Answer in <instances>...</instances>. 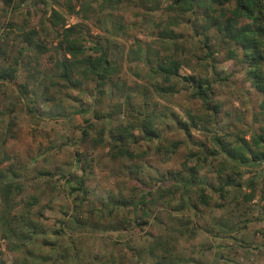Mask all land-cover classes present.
I'll list each match as a JSON object with an SVG mask.
<instances>
[{"label":"rangeland","instance_id":"374dc122","mask_svg":"<svg viewBox=\"0 0 264 264\" xmlns=\"http://www.w3.org/2000/svg\"><path fill=\"white\" fill-rule=\"evenodd\" d=\"M66 1L0 0V71L18 68L16 61L23 50L16 83L18 86L28 84L29 95L31 91L39 95L43 93L39 83L31 78L34 74L32 68L45 69L44 75L50 76L58 43L56 31L46 21L44 12L48 8L61 12L68 25L81 24L87 46L99 45L107 50L112 64L119 68L118 87L109 92L111 98L107 97L97 106L101 114L111 103L122 104L126 114L127 97L143 106L144 95H151L152 110L161 119L172 110L182 120H187L185 110L196 113L201 110V102L184 91L169 94L152 87L161 80L150 71L148 50L152 53L165 51L160 39L161 29L156 25H167L174 15L166 13L163 8L149 11L145 0H125L121 5L106 8L101 7L102 0H87L84 5L72 0L80 14L70 15ZM86 8L89 9L84 12ZM193 20L192 14H186L179 18L180 25L174 28L177 40L186 48L184 55H177L183 61L182 74L210 77L216 90L214 99L221 106V112L217 125L201 124L199 129L192 130L191 140L178 127H165L161 128L164 131L160 139L143 140L134 147L137 153L144 155L150 168L164 174L179 170L185 157L192 152L203 158L217 149L211 142L215 134L228 133L250 140L253 134H261V128H264L263 96L247 78L241 61L230 59L228 52L236 51V48L222 43L221 37L213 33L214 56L207 59L200 44L201 38L191 30ZM33 30L39 32L40 43L48 48V53L43 56L21 37ZM141 48L147 53H140ZM218 76L222 79L217 80ZM224 78L228 80L224 81ZM64 94V104L38 103L36 111L31 107L41 117L35 115L34 118L19 89L0 81V217L5 207L3 191L7 184L14 182L23 188L15 200L21 204L16 206L15 214L20 216L24 204L35 197L38 205L30 213L31 220L47 228L45 235L31 239L24 237L27 236L24 232L26 235L22 233L24 238L18 241L3 237L8 230L1 226L0 220V251L5 264H21L25 259L28 264H52L44 259L58 258L59 252L66 258L54 264H104V258L108 256H114L117 264H160L159 259L164 255L169 264H264V201L261 200L264 166L256 170L260 173L256 192L247 189L246 184L253 176V173H247L238 177L243 188L230 187V194L222 199L211 187L219 188L216 171L224 160L211 156L207 163H199V181L213 197V207L194 209L192 206L197 201L195 189L187 195L180 190L167 196L156 188L153 198L147 202L149 216L145 220L148 225L126 233L123 225L134 215L124 208L108 205L113 204L112 197L125 196L118 187L120 179L127 180L128 185L131 182L127 177H117L122 165L110 160L109 149L99 148L93 156L94 161L89 162L92 174L87 182L90 189L87 201L82 202L78 193L71 190L81 175L75 154L85 153L89 148L83 132L86 130L95 137L100 123L96 121L92 123L95 129L90 128L89 115L45 121L46 118L65 116L81 107H91L93 98L87 94L81 95L72 89L65 90ZM125 121L124 115L113 119L115 126ZM168 123L172 125L173 122L169 120ZM175 141L183 143L181 148L173 155L167 154L166 149ZM191 165H196L195 158ZM12 167L17 177L12 174ZM46 172L56 173L53 181ZM169 183L168 180L165 182ZM146 192L138 191V199ZM220 204L223 207H217ZM92 209L104 212L92 215ZM60 220L66 225L64 232L61 236H54L52 232L60 228ZM186 222H189L188 226ZM187 227L189 232L196 234L194 238L190 234L180 235ZM21 230L25 231L24 228ZM44 242L57 245L51 250ZM166 245L167 251L164 249Z\"/></svg>","mask_w":264,"mask_h":264},{"label":"trees","instance_id":"16d2710c","mask_svg":"<svg viewBox=\"0 0 264 264\" xmlns=\"http://www.w3.org/2000/svg\"><path fill=\"white\" fill-rule=\"evenodd\" d=\"M76 1L84 5L87 0ZM124 1L102 0L101 7L121 5ZM166 1L167 4L164 5ZM166 1L145 0L149 11L155 12L163 8L166 13L174 15L167 21V25L163 26V23L156 25L157 28L161 29L160 39H162L161 42L165 51L152 53L148 50L151 63L150 71L161 80L152 84V87L155 91L169 94H177L181 90L188 93L193 99L200 101L201 110L198 113L185 110L187 120H182L172 110L170 113L166 112L162 120L161 116L155 110H152L151 95L143 96V106L142 103L133 102V98L128 96V100L125 101L128 107L126 114H124L123 105L120 103L109 104L107 111L101 114L97 106L99 107L107 97L111 98L109 92L118 87L120 70L112 64L107 50L99 45H95L93 48L87 46L81 24L68 25L67 18L54 9L46 8L44 12L46 21L56 31L58 41L51 62V75H44L45 69L34 70V68H32L34 74L31 75L32 80L39 83L38 85L43 93L41 92L42 94L39 95L35 91H31V96L29 95L28 84L18 86L16 83L18 69L24 56L23 50L19 53L20 59L16 61L18 68H4L0 71V81L7 82L19 89L22 99L24 98L27 101L30 115L34 118L35 115L40 117L39 114L35 113L38 103L44 105L49 102L64 104V93L67 89L79 91L81 95L87 94L91 99L93 98L91 107H81L65 116L46 118L45 121H59L70 117L89 115L87 121L90 123V128L94 129L95 124L92 125V123L99 121L100 128L95 137H91L86 130L83 132L86 135L89 148L85 153L77 152L75 154L76 164L81 175L78 176L76 187L71 190L78 193L82 202L87 201V195L90 193L87 182L92 174L91 168L89 169V162L94 161L93 156L99 148L109 149L107 155L110 160L115 164L122 165L118 170L117 177H127L129 183L131 182V185H128L127 180L121 178L118 187L123 194L125 192V196L112 197L114 202L108 205L114 208H124L134 215L131 221H126L123 225L126 233H132L137 228L143 229L148 225L149 222L145 220L149 216L148 209H146L147 202L153 198L156 188L167 196L175 195L180 190L187 195L195 189L197 201L192 207L197 210L200 206L213 207V197L207 194L206 187L202 186L199 181V163H207L211 156L222 157L224 160L216 171L219 188L211 187L222 199L230 194V187L243 188V183L239 181L238 177H242L247 173H253L246 184L247 189L256 192L258 189L257 179L260 178V173L256 170L264 166V128H261V134H253L250 140H246L241 136H232L228 133L215 134L211 137V142L217 149L211 150L210 154L205 155L203 158L192 152L185 157L179 170L169 171L165 174L150 168L144 159V155L134 150V147L143 140L154 141L160 139L164 131L161 128L176 126L180 132L185 134L187 139L191 140L193 139L192 130L199 129L201 124H218L221 106L214 99L216 95L214 82L208 76L182 74L183 61H180L177 55L179 53L184 55L186 48L183 42L177 40L174 28L180 25L179 18L186 14L194 16L191 30L197 37L201 38L200 44L205 50L207 59H212L214 56L211 45L213 33L221 37L222 43L231 44L236 48V51L230 50L228 52L229 57L241 61L247 78L251 81L253 87L262 94L261 111L264 115V0ZM65 6L70 15L80 14L76 11L77 4L76 6L73 5L72 0H67ZM89 8L84 9V12ZM21 37L26 44L31 46V49L34 47V51L38 55L43 56L48 53V48L39 41L38 31L33 30L24 33ZM139 52L147 53L144 48L139 49ZM188 53L191 52L188 51ZM35 73L37 74L35 75ZM219 79L222 78L218 76L217 80ZM226 80L228 78H224V81ZM144 91L148 92L146 89ZM121 115H124L126 121L115 126L113 123L114 116L120 117ZM172 117L174 120L171 119ZM169 120H172L174 126L169 125ZM182 144L179 141L170 143V147L166 149L167 154L177 153ZM193 158L196 160L195 166L191 165ZM13 170L12 167V174L17 177L18 174ZM46 176L53 181L56 173L46 172ZM62 177L65 178V176ZM167 180L170 182L169 184H165ZM56 188L60 189L57 186ZM144 190L147 191L146 194L138 199V191ZM22 191V186L14 182L7 184L3 191L5 207L0 220L1 226L8 230V234L4 235V238H16L19 241L24 237L31 239L33 236L45 235L47 231L43 224H35L36 222L31 220L30 213L38 205L37 198L32 197L26 205L24 204L20 216L15 214L16 206L21 205L16 203L15 200ZM261 200L264 201V186L261 189ZM217 207L223 206L220 204ZM98 212L102 214L104 211L92 209L90 214L96 215ZM39 216H42L41 212H39ZM76 222L82 225L81 221L76 220ZM58 223L60 228L52 232L54 236H61L66 226L61 220ZM186 225L188 226L189 222H186ZM22 228L25 231L21 230ZM186 229V231L180 232V235L184 237L190 234V237L194 238L196 234L189 232L188 227ZM24 232L27 233V236L23 237V235H26ZM22 233L24 234L22 235ZM44 244L51 250L57 245L54 242H44ZM167 247L168 245L164 247L166 251L168 250ZM62 254L59 252L58 258L55 259L46 257L44 261L54 264L56 261L66 258ZM2 256L3 253L0 251V264H5ZM104 259V264H117L114 256H108ZM166 260L167 256L164 255L159 259V262L160 264H169ZM21 264L28 263L25 259Z\"/></svg>","mask_w":264,"mask_h":264}]
</instances>
